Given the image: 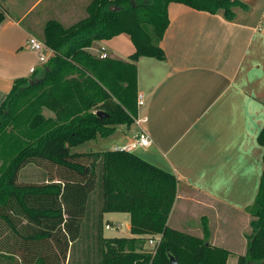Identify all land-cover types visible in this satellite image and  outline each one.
Returning <instances> with one entry per match:
<instances>
[{
	"label": "trees",
	"instance_id": "1",
	"mask_svg": "<svg viewBox=\"0 0 264 264\" xmlns=\"http://www.w3.org/2000/svg\"><path fill=\"white\" fill-rule=\"evenodd\" d=\"M172 2L212 14L222 10L228 20L239 4L90 0L85 16L71 25L43 23L37 34L51 51L47 63L16 79L0 104V264H169L170 257L177 264H229L227 250L167 225L178 183L172 173L133 153L70 152L134 124L136 62L164 59L160 42ZM121 34L135 49L127 61L98 59L87 51ZM257 142L264 149V127ZM30 168L38 171L35 181L24 177ZM247 211L254 217L252 235L235 264H264V154L257 196ZM108 213L128 214L135 238H105ZM156 236L155 255L145 254L142 245Z\"/></svg>",
	"mask_w": 264,
	"mask_h": 264
},
{
	"label": "crops",
	"instance_id": "2",
	"mask_svg": "<svg viewBox=\"0 0 264 264\" xmlns=\"http://www.w3.org/2000/svg\"><path fill=\"white\" fill-rule=\"evenodd\" d=\"M89 1L1 0L0 104L16 79L44 66L28 48V37L48 19L65 26L77 22ZM237 1L230 20L222 10L168 4L169 24L160 42L164 59L136 62L144 101L137 117L144 122L115 127L123 134L130 127L136 131L111 148L130 144L144 131L151 145L141 149L143 158L180 184L167 225L227 250L230 264L247 250V210L257 196L264 154L257 142L264 127V0ZM101 48L107 58L122 61L135 50L126 34L96 41L87 51L97 56ZM120 214L127 216L128 234L105 237L103 230L105 238H135L129 215Z\"/></svg>",
	"mask_w": 264,
	"mask_h": 264
},
{
	"label": "rangeland",
	"instance_id": "3",
	"mask_svg": "<svg viewBox=\"0 0 264 264\" xmlns=\"http://www.w3.org/2000/svg\"><path fill=\"white\" fill-rule=\"evenodd\" d=\"M27 1L28 0H26V3H27ZM70 20H72V19H70ZM66 24H68V23H66ZM34 37L40 41V39H39L40 34H36ZM43 114L46 117H49L50 113L47 111H44ZM135 131H136V128L130 127L128 130H126V133L123 134L120 132L119 129H117L113 134H111L107 137L101 138V137L97 136L94 140H91L90 142H88L86 144L79 145L77 147L72 148L70 150V152L71 153H87V152H103V151L112 150L111 148H113V146L115 144H118L117 143L118 138H122L124 136H130L131 137L134 135ZM134 155H136L140 159L147 162V160H145V158H143L144 155H143L141 149H136L134 151ZM24 177L26 180L35 181L39 178L38 171L34 168H30V169L26 170V172H24ZM179 188H180V184L177 183L176 196H177ZM249 215L252 217L251 218V220H252L254 217L251 215V213H249ZM125 217H127V216L122 215L120 213H108L107 215H105L104 216V223H106L107 221H111L113 225L110 227L111 228L110 230H105V228H104V236L105 237H125L128 234L126 227H125V225H126ZM115 225H118V228H116ZM251 233H252V230L250 229L249 235ZM156 237L152 238L153 243H150V240H146L145 243L142 245V251L145 254H151L152 256L155 255L156 246L158 245V244L155 245V243H154V240ZM149 239H151V238H149ZM235 258H237V256Z\"/></svg>",
	"mask_w": 264,
	"mask_h": 264
},
{
	"label": "built area",
	"instance_id": "4",
	"mask_svg": "<svg viewBox=\"0 0 264 264\" xmlns=\"http://www.w3.org/2000/svg\"><path fill=\"white\" fill-rule=\"evenodd\" d=\"M27 46L28 48L35 52L38 55V62L40 65H45L49 59V56L51 55V51L45 47V45L36 39L33 36H29L27 39ZM98 59H107V55L104 53V49L101 48L96 56ZM36 71V68L30 69V74L34 73ZM144 105L143 96L142 94L138 93L137 95V109L141 108ZM144 122V119H140L137 117L134 121V124L136 126H140ZM151 145V140L149 136L144 132L141 131L128 145L122 146V147H115L114 151L117 152H126V153H133L136 149H147ZM106 229H110V226H106ZM160 242V236H157L154 240L155 245L159 244ZM150 243H153L152 240H150Z\"/></svg>",
	"mask_w": 264,
	"mask_h": 264
},
{
	"label": "water",
	"instance_id": "5",
	"mask_svg": "<svg viewBox=\"0 0 264 264\" xmlns=\"http://www.w3.org/2000/svg\"><path fill=\"white\" fill-rule=\"evenodd\" d=\"M96 114L100 118L108 117V115L104 114L103 112H97ZM169 264H177V263H176V261H175V259L173 257H170Z\"/></svg>",
	"mask_w": 264,
	"mask_h": 264
}]
</instances>
